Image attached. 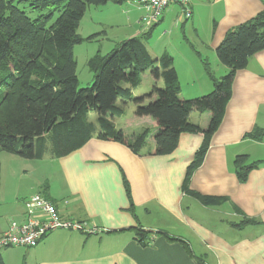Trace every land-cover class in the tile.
<instances>
[{"label": "crops", "instance_id": "crops-1", "mask_svg": "<svg viewBox=\"0 0 264 264\" xmlns=\"http://www.w3.org/2000/svg\"><path fill=\"white\" fill-rule=\"evenodd\" d=\"M190 2V20L183 18L181 6H169L156 24L163 28L156 49L145 43L153 57L164 53L172 56L181 85V100L213 91L204 63L210 65L216 78L225 76L229 69L219 61L217 48L229 30L264 11V0ZM127 3L98 8L103 9L100 30L124 26L128 31L123 41L142 39L151 27H141L139 20L144 11ZM180 27L188 44L172 41ZM161 81L154 85L159 86ZM128 84L125 87H130ZM137 87L132 88L134 96ZM129 103L119 101L125 109L122 117H126ZM108 117L129 138L149 129L155 131L157 127L151 117L137 119L135 111L120 125L117 119L122 117ZM210 119L209 111L194 110L189 117L190 123L202 130L208 128ZM96 120L89 122L98 127V115ZM137 121L140 131L129 133L127 130ZM256 129L263 131L261 141L246 137ZM203 140V132H185L179 136L172 153L156 155L152 138L136 154L126 145L95 136L67 156L50 155L46 173L34 166L43 159L25 162L10 158L11 168L14 163L21 166L12 170L17 182L14 178L9 181L7 166L0 157V237L12 222L26 221L25 202L36 193L55 204L64 220L99 229L95 234L53 231L36 247H13L0 252L4 263L264 264V50L252 56L247 67L236 73L223 120L212 136L202 165L190 180L192 192L224 199L212 205H204L182 189ZM244 155L258 166L241 183L234 162ZM246 218L257 223L242 224ZM137 230L148 233L147 245L140 242Z\"/></svg>", "mask_w": 264, "mask_h": 264}, {"label": "trees", "instance_id": "trees-1", "mask_svg": "<svg viewBox=\"0 0 264 264\" xmlns=\"http://www.w3.org/2000/svg\"><path fill=\"white\" fill-rule=\"evenodd\" d=\"M127 1L0 0V152L41 160L50 143L49 154L59 158L80 149L96 136L126 145L136 154L152 138L153 154L167 155L177 148L182 133L203 132V143L187 170L182 189L204 205L221 203L224 199L192 192L189 183L223 120L236 73L247 67L252 56L264 50V11L229 30L217 48L219 61L229 69L225 76L216 78L210 65L204 63L205 72L213 82V91L207 95L181 100V85L172 56L164 53L153 57L139 37L117 44L108 55L97 54L90 59L93 85L79 88L73 48L84 41L78 29L88 7ZM20 4L37 10L40 15L32 19L19 8ZM57 13V19L52 22ZM158 21L146 26L139 20L141 27H151L145 36L151 34ZM146 72L155 83L162 80L164 87L155 84L149 93L135 97L132 88L139 86L140 76ZM124 82L130 83V87L123 86ZM119 101L133 102L135 115L154 119L156 130H146L134 138L118 130L108 116H124L125 109ZM194 110L211 112L206 130L190 123ZM89 111L97 113L98 127L87 120ZM262 135L263 131L256 129L246 137L261 141ZM249 159L246 155L238 156L234 162L241 183L258 166ZM125 187L130 195L127 181ZM248 223L257 222L248 218L242 222ZM136 233L140 242L147 245L148 233L142 230ZM0 264H5L1 255Z\"/></svg>", "mask_w": 264, "mask_h": 264}, {"label": "rangeland", "instance_id": "rangeland-1", "mask_svg": "<svg viewBox=\"0 0 264 264\" xmlns=\"http://www.w3.org/2000/svg\"><path fill=\"white\" fill-rule=\"evenodd\" d=\"M127 2H128L127 4L133 5L129 1ZM19 8L24 10L28 14V16L31 17L32 19H35L40 15V12H38L37 10H31L30 7L26 6V4L25 5L20 4ZM98 8H104V7H98V6L88 7L85 13V16L80 22V26L78 29V34L84 39V41L81 44L75 45L73 48L74 58L77 62V75L79 79V88L81 89L92 87L93 82H94V73L91 71V69L88 66L89 60L95 57L97 54H100L103 56L108 55L117 46V44L121 42L122 39H125V32L128 31V29L124 26H114L113 28L103 27L105 29L100 30L102 29V25L100 24H101V21H102L101 18L103 15V13L100 10H103V9H98ZM57 17H58V13L55 15L52 22H54L57 19ZM162 35H163V28L160 25H158L152 30L150 35H146V36L143 35L142 39L144 43H147L149 45L150 49L155 50L157 47V43H159ZM173 36L174 37L172 38V41L174 43L179 44L183 42L185 44H188L186 39L184 38L181 27L177 28ZM146 74H148L149 77L145 78L144 75L141 74V84L135 89V97H139L146 93H149L154 86V83H155L154 78L149 72H146ZM152 80H153V84L151 83ZM123 86H129L128 82L127 83L124 82ZM158 87L160 88L164 87L163 81H161ZM134 111H135V105L133 102H130L126 109V112H127L126 117H122L121 119L118 118L117 124L120 125L122 122H127V120L129 119L127 118V116L128 117L132 116L134 114ZM96 118H97V114L95 111L88 112V115H87L88 121L97 122ZM136 118L138 119L139 117H136ZM137 123L138 121L135 124H132L129 130L127 131L129 133L140 131L141 128L139 127V124ZM50 148H51V145L50 143H48L47 154H45L43 160L41 159L42 161H37V163L34 165L35 168L39 169L41 173H46L49 170V167L51 164V160H50L51 156L49 154ZM0 157L3 163H5L7 166L6 173L10 177L9 181L12 182L13 178L16 180V178L12 176V170H16L15 168H18L21 166L14 163L11 168L10 162L12 160L10 158H14L16 160H23L24 158H21L17 155H13V154H10L4 151L0 152ZM24 161L30 162V160L28 159H24ZM15 175H17V173H15ZM25 180H24V183H25ZM12 248L13 247L4 248V249H1L0 252L12 250Z\"/></svg>", "mask_w": 264, "mask_h": 264}, {"label": "built area", "instance_id": "built-area-1", "mask_svg": "<svg viewBox=\"0 0 264 264\" xmlns=\"http://www.w3.org/2000/svg\"><path fill=\"white\" fill-rule=\"evenodd\" d=\"M140 7L144 13L140 23L150 26L156 23L164 10L172 4L183 7V18L192 17L190 0H128ZM27 219L23 222H12L9 230L0 237V250L11 247H36L47 235L57 230L81 231L88 234L98 233L99 229L90 228L86 223L64 220L55 204L41 193H36L25 202ZM42 215L40 219L37 216Z\"/></svg>", "mask_w": 264, "mask_h": 264}]
</instances>
